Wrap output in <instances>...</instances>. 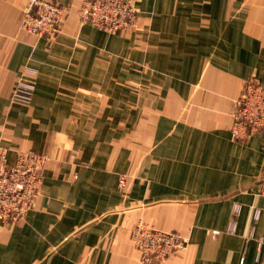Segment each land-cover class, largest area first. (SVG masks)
Listing matches in <instances>:
<instances>
[{
	"label": "crops",
	"instance_id": "obj_1",
	"mask_svg": "<svg viewBox=\"0 0 264 264\" xmlns=\"http://www.w3.org/2000/svg\"><path fill=\"white\" fill-rule=\"evenodd\" d=\"M30 1L0 0V145L50 162L26 218L0 222V264H144L139 223L184 238L161 264H264V132L231 133L244 84L264 86V0H133L115 35L80 21L85 0H45L53 39L22 28Z\"/></svg>",
	"mask_w": 264,
	"mask_h": 264
},
{
	"label": "built area",
	"instance_id": "obj_2",
	"mask_svg": "<svg viewBox=\"0 0 264 264\" xmlns=\"http://www.w3.org/2000/svg\"><path fill=\"white\" fill-rule=\"evenodd\" d=\"M138 11L133 0H85L79 9L82 23H91L98 30L115 35L133 30L137 25ZM64 19V10L45 0H31L24 12L22 28L30 34L53 39L59 33ZM37 72L30 68L22 74L12 93V101L29 104L33 98ZM232 137L244 141L250 136L264 132V86L253 80L247 81L237 98L232 112ZM50 157L31 151H20L14 164L8 162V149L0 145V222L15 225L23 221L41 194L44 173ZM126 176H121L120 187L126 185ZM235 215L241 206L235 205ZM260 211H255L258 220ZM229 234L237 232V224L229 223ZM217 231L213 237L219 235ZM134 249L144 264H161L183 249L184 238L173 231H162L139 223L131 232ZM257 262L264 261V241H259Z\"/></svg>",
	"mask_w": 264,
	"mask_h": 264
}]
</instances>
